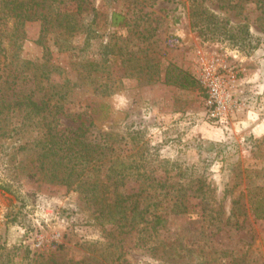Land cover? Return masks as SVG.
I'll return each mask as SVG.
<instances>
[{"label": "rangeland", "instance_id": "rangeland-1", "mask_svg": "<svg viewBox=\"0 0 264 264\" xmlns=\"http://www.w3.org/2000/svg\"><path fill=\"white\" fill-rule=\"evenodd\" d=\"M89 1L75 11L72 34L47 29L51 8H33L32 18L19 23L16 11L0 7V84L12 70V53L20 61L46 58L76 82L57 128L67 136L86 129L70 147L91 163L117 155L144 165L145 178L125 182L128 192L146 187L143 219L118 227L99 219L93 201L112 194L82 197L75 176H63L77 168L64 153L72 152V141L62 145V166L52 176L42 151L24 143L36 132L22 134L17 114L0 117V264H264V218L251 206L263 195L264 131L241 124L264 117V0H202L243 26L236 44L195 29L190 0H120L129 18L124 26L110 25L112 1ZM200 56L220 66L231 87L235 108L227 127L207 118ZM171 67L189 71L200 85L167 84ZM11 86L29 82L19 75Z\"/></svg>", "mask_w": 264, "mask_h": 264}, {"label": "trees", "instance_id": "trees-1", "mask_svg": "<svg viewBox=\"0 0 264 264\" xmlns=\"http://www.w3.org/2000/svg\"><path fill=\"white\" fill-rule=\"evenodd\" d=\"M110 1L114 4L109 16L110 25H126L129 18L126 15L127 11L124 9H127V6L123 1L119 2L120 0ZM68 3L75 4L76 9L65 8ZM83 3L84 0H0V7L11 12L16 11V18L21 19V21H18L19 23H22L25 19L32 18L27 12L33 8H51V12L47 18H44L48 22L47 29H49V26H53L54 30L59 29L58 34H72L77 29L78 24L77 13L75 11L80 10ZM33 17H35L34 14ZM189 18L191 25L201 34L209 36L225 35L235 44L242 39V36L238 37V35L246 33V30L241 31L242 25H231L227 19L215 14L206 7L202 0H190ZM14 31V40L17 41L20 33L18 32V28ZM12 45H15V42ZM8 64L13 66L12 70L5 75L0 84L1 120H7V118L9 119L12 115L15 116L17 114L20 117V123L23 121L22 134L27 135L32 131L36 132L32 139L28 136V139L24 143L29 142L32 145L30 148H37L39 151H42L41 154L47 158L46 163L54 167L50 169L52 176L53 172L59 173L58 168L62 166V162L60 161L62 154H60V151H65L62 145L66 141H72L68 143V148L72 152L66 151L64 153L68 156V161L71 159L78 161L76 164L77 168L74 169L75 172L73 174H71L72 169L67 174L63 170V176L66 178H70V175L75 176V179H77L76 188L82 197H89V195L94 193L100 196L104 195L105 192L112 194L113 198L111 199L100 197L93 201L98 206L99 219L104 218L105 223L117 227L132 223L136 217L140 218L141 216L143 219L142 199L147 198V194L142 199L140 197L146 191V187L140 186L137 191L128 192L125 182L126 178L133 176L145 178L146 174L144 170L142 173L139 171L140 167L144 168V165L135 160L124 164L122 158H118L117 155L113 158H111L113 155H108L100 163H91L92 157H89L87 153H77L70 147L86 129L76 127V130L67 136L64 134L65 131L57 128L58 116L64 114L65 105L74 99L73 94L78 84L60 74V68L50 64L46 58L43 61H20L12 53ZM2 75H0V78ZM19 75L23 76L27 80V83L29 82V86H20L19 88L11 86L14 78L19 77ZM87 77L90 81V73H88ZM11 78L12 80H10ZM165 82L181 88H194L200 85L193 74L178 67H171L166 70ZM85 106L89 107L88 105ZM89 109L92 112L94 106ZM76 131L80 133L77 134ZM93 148L96 150L98 147L94 144ZM73 153L81 155L82 158L76 154L72 156ZM117 162L119 165L115 167ZM88 172H93L94 176L93 174L88 175ZM258 189L263 190V195L252 201L251 206L256 218H264V210L260 208L261 203H264V184L262 187H258ZM165 195L167 196L168 192H165ZM179 201L180 212L184 213L186 205L182 199ZM167 204H170V201ZM128 212L132 214L128 215ZM164 218L162 217V219Z\"/></svg>", "mask_w": 264, "mask_h": 264}, {"label": "built area", "instance_id": "built-area-1", "mask_svg": "<svg viewBox=\"0 0 264 264\" xmlns=\"http://www.w3.org/2000/svg\"><path fill=\"white\" fill-rule=\"evenodd\" d=\"M198 64V79L206 91L207 118L217 125L227 127L235 108L231 87L220 72V66L206 60L203 56L199 57Z\"/></svg>", "mask_w": 264, "mask_h": 264}, {"label": "crops", "instance_id": "crops-1", "mask_svg": "<svg viewBox=\"0 0 264 264\" xmlns=\"http://www.w3.org/2000/svg\"><path fill=\"white\" fill-rule=\"evenodd\" d=\"M251 123V125H252V130L255 132H262V131H264V117H258V118H256L255 120H253V121H247V120H243V121H241V124H243V123Z\"/></svg>", "mask_w": 264, "mask_h": 264}]
</instances>
